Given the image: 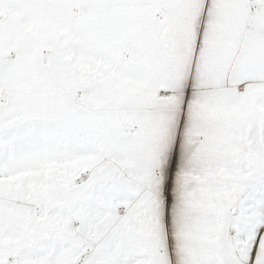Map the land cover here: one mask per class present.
Masks as SVG:
<instances>
[{"label": "snow or ice", "instance_id": "1", "mask_svg": "<svg viewBox=\"0 0 264 264\" xmlns=\"http://www.w3.org/2000/svg\"><path fill=\"white\" fill-rule=\"evenodd\" d=\"M0 264H264V0H0Z\"/></svg>", "mask_w": 264, "mask_h": 264}]
</instances>
